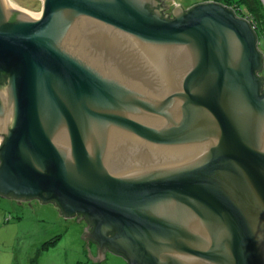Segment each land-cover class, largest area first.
Instances as JSON below:
<instances>
[{"label": "water", "instance_id": "obj_1", "mask_svg": "<svg viewBox=\"0 0 264 264\" xmlns=\"http://www.w3.org/2000/svg\"><path fill=\"white\" fill-rule=\"evenodd\" d=\"M41 2L0 0V195L84 219L95 262L264 264L250 23L215 2Z\"/></svg>", "mask_w": 264, "mask_h": 264}, {"label": "rangeland", "instance_id": "obj_2", "mask_svg": "<svg viewBox=\"0 0 264 264\" xmlns=\"http://www.w3.org/2000/svg\"><path fill=\"white\" fill-rule=\"evenodd\" d=\"M11 1L29 13L42 14L41 0ZM200 1L174 0L172 8L181 5L188 10ZM259 37L264 56V38ZM260 76L264 78V59ZM59 212L54 203L11 201L0 195V264H128L110 251L95 262L89 251L97 258V244L82 238L88 223L84 219L78 223V217L64 218Z\"/></svg>", "mask_w": 264, "mask_h": 264}, {"label": "trees", "instance_id": "obj_3", "mask_svg": "<svg viewBox=\"0 0 264 264\" xmlns=\"http://www.w3.org/2000/svg\"><path fill=\"white\" fill-rule=\"evenodd\" d=\"M212 2L232 7L239 16L247 19L255 33L264 38V5L261 0H211ZM200 3H204L202 0ZM196 4V3H195ZM199 4V3H198Z\"/></svg>", "mask_w": 264, "mask_h": 264}, {"label": "crops", "instance_id": "obj_4", "mask_svg": "<svg viewBox=\"0 0 264 264\" xmlns=\"http://www.w3.org/2000/svg\"><path fill=\"white\" fill-rule=\"evenodd\" d=\"M201 2V1H200ZM183 8V7H182ZM170 9H173L172 8V6H171V8ZM184 9V8H183ZM185 10V9H184ZM3 143V136L0 134V145ZM8 200H11V201H16V199H14V198H10V199H8ZM88 223V222H87Z\"/></svg>", "mask_w": 264, "mask_h": 264}, {"label": "built area", "instance_id": "obj_5", "mask_svg": "<svg viewBox=\"0 0 264 264\" xmlns=\"http://www.w3.org/2000/svg\"><path fill=\"white\" fill-rule=\"evenodd\" d=\"M202 1L203 2H212L211 0H202ZM228 8H230L231 10H233L236 13V10L234 8H232V7H228Z\"/></svg>", "mask_w": 264, "mask_h": 264}, {"label": "clouds", "instance_id": "obj_6", "mask_svg": "<svg viewBox=\"0 0 264 264\" xmlns=\"http://www.w3.org/2000/svg\"><path fill=\"white\" fill-rule=\"evenodd\" d=\"M205 3V2H204ZM216 3V2H215ZM197 5V4H196ZM225 6V5H224ZM227 7V6H226ZM243 18V17H242ZM245 19V18H244ZM260 50V49H259Z\"/></svg>", "mask_w": 264, "mask_h": 264}, {"label": "flooded vegetation", "instance_id": "obj_7", "mask_svg": "<svg viewBox=\"0 0 264 264\" xmlns=\"http://www.w3.org/2000/svg\"><path fill=\"white\" fill-rule=\"evenodd\" d=\"M263 89H264V85H263Z\"/></svg>", "mask_w": 264, "mask_h": 264}, {"label": "bare ground", "instance_id": "obj_8", "mask_svg": "<svg viewBox=\"0 0 264 264\" xmlns=\"http://www.w3.org/2000/svg\"><path fill=\"white\" fill-rule=\"evenodd\" d=\"M14 3V2H13ZM15 4V3H14ZM16 5V4H15Z\"/></svg>", "mask_w": 264, "mask_h": 264}]
</instances>
